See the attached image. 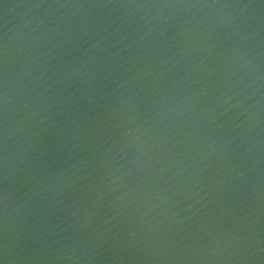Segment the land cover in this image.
<instances>
[{
    "label": "water",
    "instance_id": "obj_1",
    "mask_svg": "<svg viewBox=\"0 0 264 264\" xmlns=\"http://www.w3.org/2000/svg\"><path fill=\"white\" fill-rule=\"evenodd\" d=\"M0 264H264V0H0Z\"/></svg>",
    "mask_w": 264,
    "mask_h": 264
}]
</instances>
